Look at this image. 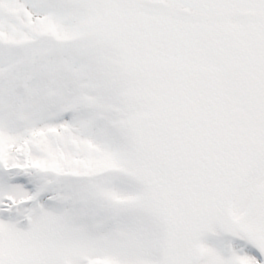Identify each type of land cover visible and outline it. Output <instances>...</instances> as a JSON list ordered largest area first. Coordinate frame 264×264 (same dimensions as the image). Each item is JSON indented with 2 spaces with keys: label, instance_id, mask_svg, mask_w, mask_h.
Returning <instances> with one entry per match:
<instances>
[{
  "label": "snow or ice",
  "instance_id": "6c2138e0",
  "mask_svg": "<svg viewBox=\"0 0 264 264\" xmlns=\"http://www.w3.org/2000/svg\"><path fill=\"white\" fill-rule=\"evenodd\" d=\"M0 264H264V0H0Z\"/></svg>",
  "mask_w": 264,
  "mask_h": 264
}]
</instances>
